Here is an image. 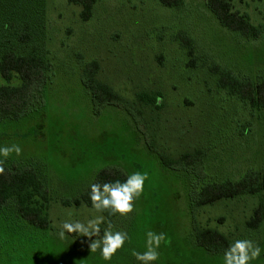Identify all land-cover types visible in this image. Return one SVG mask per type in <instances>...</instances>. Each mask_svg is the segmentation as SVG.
Here are the masks:
<instances>
[{"label":"rangeland","instance_id":"obj_1","mask_svg":"<svg viewBox=\"0 0 264 264\" xmlns=\"http://www.w3.org/2000/svg\"><path fill=\"white\" fill-rule=\"evenodd\" d=\"M224 1L258 29L257 37L220 25L205 0H182L177 7L161 0H97L87 21L80 17L81 7L66 0H0V13L12 2L1 18L29 27L34 45L28 47L52 66L30 114L0 120V146L21 148L3 167L37 175L48 191L49 226L36 229L13 208L0 207V264H140L132 251L145 250L148 231L166 238L154 264H222L224 252L196 245V228L214 230L231 243L251 240L261 249L251 264H264V222L257 229L245 225L264 203V192L202 207L191 203L206 183L264 175V111L219 89L214 74L227 70L239 81L264 82V0ZM91 61L99 65L98 81L140 116L114 103L93 104L81 80ZM19 84L16 77L9 83L0 78V85ZM138 94L150 95L157 105L145 106ZM196 150L202 152L200 175L161 161ZM102 170L125 178L147 173L131 213L106 221L104 210L74 204ZM96 216L104 217L97 236H57L63 222ZM108 224L128 239L105 261L89 244Z\"/></svg>","mask_w":264,"mask_h":264},{"label":"trees","instance_id":"obj_2","mask_svg":"<svg viewBox=\"0 0 264 264\" xmlns=\"http://www.w3.org/2000/svg\"><path fill=\"white\" fill-rule=\"evenodd\" d=\"M66 1L68 4L81 7L80 17L83 21L90 19L93 6L97 3V0ZM181 2L182 0H161V4L166 7H177L182 4ZM205 2L219 24L226 29L238 32L245 37L258 36V29L251 26L245 16L232 12L228 2L224 0H205ZM9 3L12 4V2ZM9 3L6 4V8L10 5ZM6 8L0 13V45H3V49H0V78L9 83L16 77L20 84L18 86L0 85V120L15 121L28 116L35 101H41L42 91L52 66L37 48L28 47V45H34L29 27L15 25L12 17L1 18ZM185 49L190 55L192 50L189 44L185 45ZM98 72V63L91 61L84 65L81 73L82 84L89 91L93 104L100 108L105 104L114 103L135 113L137 117L140 116L130 103L114 94L106 84L98 81ZM214 74L219 75L217 81L219 89L248 103L255 110L264 111V82L239 81L227 70L216 71ZM136 98L145 106L152 103L157 105V101L150 95L138 94ZM139 120L142 122L141 119ZM201 159L200 150L183 154L176 160L161 157L162 163L166 166L191 167L195 169V172L198 171L199 175ZM125 179L114 170H102L97 174L94 183H111L116 180L123 182ZM89 192L90 189L80 200H75L74 204L79 206L81 202H84L90 207ZM262 192H264V175L253 173L245 175L234 183L229 181L206 183L199 191H194L195 195L191 203L195 207H202L220 200L234 199L242 195H257ZM5 206L13 208L21 219L36 229L44 230L49 226L48 191L30 169L16 170L4 167V172L0 173V207ZM109 213L110 210L103 211L106 221L119 215ZM263 222L264 203L253 211L252 217L245 225L249 229H257ZM195 241L199 248L212 253L224 252L231 244L229 239L210 229L199 231L196 228Z\"/></svg>","mask_w":264,"mask_h":264},{"label":"clouds","instance_id":"obj_3","mask_svg":"<svg viewBox=\"0 0 264 264\" xmlns=\"http://www.w3.org/2000/svg\"><path fill=\"white\" fill-rule=\"evenodd\" d=\"M19 156L21 148L17 144L11 146H0V173L4 172V162L13 154ZM147 173L133 172L121 182L116 180L111 183H91L89 199L92 208L97 212L110 210L109 214L124 216L133 211V201L138 199L144 190V183L147 180ZM103 216H96L87 222L65 221L60 226L57 236L59 239H66V233H75L79 236L91 239L100 233V225ZM112 225L108 224L103 235L98 240H91L89 248L95 252L100 249L102 258L110 261L112 256L121 249L128 239L127 233L123 231H112ZM161 242H166L164 233L148 231L145 239V250L143 252L132 251V255L140 264H154L159 258L157 249ZM261 249L254 245L251 240L238 239L232 242L224 251L222 264H251L259 258Z\"/></svg>","mask_w":264,"mask_h":264}]
</instances>
